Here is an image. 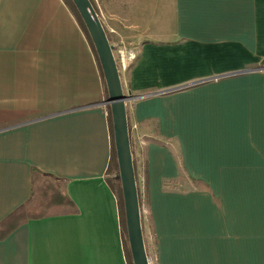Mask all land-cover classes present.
I'll return each mask as SVG.
<instances>
[{
    "label": "crops",
    "instance_id": "obj_1",
    "mask_svg": "<svg viewBox=\"0 0 264 264\" xmlns=\"http://www.w3.org/2000/svg\"><path fill=\"white\" fill-rule=\"evenodd\" d=\"M92 4L136 54L120 80L149 264H264V0ZM106 99L64 0H0V264H128ZM44 176L65 203L26 216Z\"/></svg>",
    "mask_w": 264,
    "mask_h": 264
},
{
    "label": "water",
    "instance_id": "obj_2",
    "mask_svg": "<svg viewBox=\"0 0 264 264\" xmlns=\"http://www.w3.org/2000/svg\"><path fill=\"white\" fill-rule=\"evenodd\" d=\"M75 5L98 58L107 89L104 101L110 108L112 134L121 184L125 226L133 264H149L141 230L138 191L130 150L125 102L131 95L122 89L119 73L100 19L90 0H71Z\"/></svg>",
    "mask_w": 264,
    "mask_h": 264
},
{
    "label": "rangeland",
    "instance_id": "obj_3",
    "mask_svg": "<svg viewBox=\"0 0 264 264\" xmlns=\"http://www.w3.org/2000/svg\"><path fill=\"white\" fill-rule=\"evenodd\" d=\"M90 1L93 2L95 0H90ZM112 19L114 20V18ZM105 33H106L107 38L110 41L112 40V43L116 45V43L114 42L117 41V38H119L118 33H115V32H105ZM108 112H110V108L107 105L106 115L109 118ZM111 142H112V149L115 150L112 131H111ZM114 160L117 163L116 152H115V159H113V152H112V158H111L112 164L110 165V169L108 170L107 179L109 180V183L116 196V200L118 204V211H119V217H120V228H121V233H122V244H123L124 252L126 255V260L128 264H133L131 254H130L129 244H128L127 233H126L124 208L121 206V202H120V194H122V191L121 190L119 191L118 186H120L121 188V184H120V179L118 180L115 177L116 174L118 173L115 169V166L113 165ZM117 170H118V167H117ZM59 186H60V183L54 180L53 178L45 177V176L36 178L34 182L32 198L30 199V201H28V203L24 207L20 209V211H22V213H24L26 216L44 215V214H48L51 212L59 211V209L61 208V205L65 203L64 199L60 195ZM136 187L138 191V198L143 201L144 200V186L142 185V182L136 184Z\"/></svg>",
    "mask_w": 264,
    "mask_h": 264
},
{
    "label": "built area",
    "instance_id": "obj_4",
    "mask_svg": "<svg viewBox=\"0 0 264 264\" xmlns=\"http://www.w3.org/2000/svg\"><path fill=\"white\" fill-rule=\"evenodd\" d=\"M112 54L119 76L127 71L136 59L134 50L121 42L112 45Z\"/></svg>",
    "mask_w": 264,
    "mask_h": 264
},
{
    "label": "trees",
    "instance_id": "obj_5",
    "mask_svg": "<svg viewBox=\"0 0 264 264\" xmlns=\"http://www.w3.org/2000/svg\"><path fill=\"white\" fill-rule=\"evenodd\" d=\"M64 1H65L66 4L68 5V7L73 11V13H74V15H75V17H76V19H77V21H78V24L80 25V27L82 28L83 32L85 33V35H86V37H87V39H88V41H89V43H90V45H91V47H92V50H93L94 53H95V50H94V47H93V45H92L91 39H90V37H89V35H88V33H87V30H86V28H85V26H84V23H83V21H82L80 15H79V13H78V11H77L75 5L73 4V2H72L71 0H64ZM95 55H96V53H95ZM96 58H97V56H96ZM97 60H98V58H97ZM98 63H99V61H98ZM99 66H100V64H99ZM100 71H101V73H102L101 67H100ZM102 76H103V74H102ZM108 116H109L110 128H111V130H112V121L110 120V118H111V113H110V112H108ZM112 152H113V159H115V150H113ZM111 162H112V161H111ZM111 164H112V163H111ZM113 165L115 166V169H116V171H117V173H118V170H117V163L115 162V160H114ZM115 177L119 180V176H118V174H116ZM118 187H119V191H120L121 188H120V186H118ZM120 202H121V206L123 207V198H122V194H120Z\"/></svg>",
    "mask_w": 264,
    "mask_h": 264
}]
</instances>
